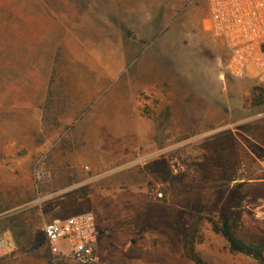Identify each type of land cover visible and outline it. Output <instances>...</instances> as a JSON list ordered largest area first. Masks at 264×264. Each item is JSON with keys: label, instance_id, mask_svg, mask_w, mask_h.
I'll return each instance as SVG.
<instances>
[{"label": "rangeland", "instance_id": "rangeland-1", "mask_svg": "<svg viewBox=\"0 0 264 264\" xmlns=\"http://www.w3.org/2000/svg\"><path fill=\"white\" fill-rule=\"evenodd\" d=\"M207 14L206 0H0V45H66L72 37L116 45L110 59L96 51L98 65L56 57L32 67L22 57L14 66L22 94L20 112L5 114L16 128L5 130L15 145L0 154V241L8 243L0 264L51 263L44 225L85 212L95 217L106 264H192L183 252L176 257L187 222H218L237 182L232 233L264 244V222L253 218L264 210V74H231ZM35 69L50 79L37 114L25 108L23 90ZM98 75L94 95L78 92ZM133 81L144 144L122 158L117 147L139 132L128 114ZM92 150L95 169L72 160ZM196 229L194 251L206 264H257L230 252L207 220Z\"/></svg>", "mask_w": 264, "mask_h": 264}, {"label": "built area", "instance_id": "built-area-1", "mask_svg": "<svg viewBox=\"0 0 264 264\" xmlns=\"http://www.w3.org/2000/svg\"><path fill=\"white\" fill-rule=\"evenodd\" d=\"M206 27L211 38L228 56L234 76L249 71L264 74V0H206ZM162 200L163 194L155 192ZM253 218L264 222V210ZM98 230L91 212L53 219L43 227L51 263L106 264L97 253ZM8 246L0 241V252Z\"/></svg>", "mask_w": 264, "mask_h": 264}, {"label": "crops", "instance_id": "crops-1", "mask_svg": "<svg viewBox=\"0 0 264 264\" xmlns=\"http://www.w3.org/2000/svg\"><path fill=\"white\" fill-rule=\"evenodd\" d=\"M35 20L36 19L33 21ZM33 25H36L35 22H33ZM17 28H19V25H17ZM112 46L113 45H84L80 43L78 38L74 37L70 38L69 43L66 45H19V43H17V45H0V154H4L6 152V145H15L14 139L10 138V135L6 134L5 130L15 129L16 127L15 125H12V127L9 126V124L5 121V114L20 112L15 108H19L21 106L20 98L22 94V87L19 75H16V77L14 75L15 70L18 71V68L14 69V66L22 57L25 59L27 58L32 67L43 64L52 65L53 59L56 57L62 60V62L63 60H68L69 57H72L75 59V64L77 65H98L99 54L96 51H104L105 55H103L110 59L116 51V45H114L113 48ZM111 51H113V54H111ZM77 77L78 76L75 77L76 79L74 81L79 80ZM87 80L90 82H88L89 85L86 83V85L79 86L78 88H80V90H78V92L82 91L84 97L89 99L92 95H94L95 90L97 91L99 89L101 75L88 77ZM48 81H50V79L44 77L43 74L36 69L32 71L29 76L28 87L23 88V90L29 91V100L25 106V108H28L29 113L37 114V98L41 96L42 92L46 93ZM133 82L134 83L131 84L132 91L130 92V103L132 107L130 108L128 114L130 118L138 121L137 126L139 127V132L136 134L132 133V136L128 138V141L125 140L119 147H117L116 152L118 155L122 156V158L125 154L130 155L138 151L140 146L144 144V138L141 135V127L143 124L140 121L141 118L136 108L141 87L135 81ZM122 127L124 128V125H122ZM135 129L133 128V130ZM91 136H93V134H91ZM91 136L89 133L86 134V144L88 146H95L96 143L94 142V139H91ZM93 153L94 150H92V152H81L78 156L73 157L72 160L81 165L88 163L95 169L98 161ZM50 160L53 161V158ZM106 193L109 194L108 188L106 189ZM180 249L181 251H178L176 256L178 259L181 258V254L183 252L182 245H180ZM174 257V254L169 256L170 259H173ZM184 258L190 263L186 257ZM164 263L172 264L169 259L164 261ZM173 263H175V261Z\"/></svg>", "mask_w": 264, "mask_h": 264}, {"label": "trees", "instance_id": "trees-1", "mask_svg": "<svg viewBox=\"0 0 264 264\" xmlns=\"http://www.w3.org/2000/svg\"><path fill=\"white\" fill-rule=\"evenodd\" d=\"M258 90L260 91V93H262V90ZM261 98L262 95L259 94L254 104L257 106L260 105ZM241 187L242 185L240 182H237L233 185L230 193L223 201L218 222L214 221L211 218H205L203 216L197 217L192 222H187V235L183 236L181 245L185 257L192 264H206L194 251L193 247L197 233L196 225L204 219L207 220V222L211 226L212 233L215 235H220L225 240L230 252L247 256L257 264H264V244H245L244 242L236 238L232 233V228L236 226V221L232 220L233 212L235 210H238L242 204Z\"/></svg>", "mask_w": 264, "mask_h": 264}]
</instances>
